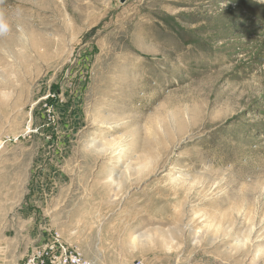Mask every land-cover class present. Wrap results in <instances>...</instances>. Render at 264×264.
Instances as JSON below:
<instances>
[{
  "label": "rangeland",
  "instance_id": "obj_1",
  "mask_svg": "<svg viewBox=\"0 0 264 264\" xmlns=\"http://www.w3.org/2000/svg\"><path fill=\"white\" fill-rule=\"evenodd\" d=\"M0 16V264H264V0Z\"/></svg>",
  "mask_w": 264,
  "mask_h": 264
},
{
  "label": "built area",
  "instance_id": "obj_2",
  "mask_svg": "<svg viewBox=\"0 0 264 264\" xmlns=\"http://www.w3.org/2000/svg\"><path fill=\"white\" fill-rule=\"evenodd\" d=\"M24 264H93L77 249L68 247L60 234H55L34 248ZM142 264V263H137Z\"/></svg>",
  "mask_w": 264,
  "mask_h": 264
},
{
  "label": "clouds",
  "instance_id": "obj_3",
  "mask_svg": "<svg viewBox=\"0 0 264 264\" xmlns=\"http://www.w3.org/2000/svg\"><path fill=\"white\" fill-rule=\"evenodd\" d=\"M8 30V25L3 21L2 16H0V32Z\"/></svg>",
  "mask_w": 264,
  "mask_h": 264
},
{
  "label": "crops",
  "instance_id": "obj_4",
  "mask_svg": "<svg viewBox=\"0 0 264 264\" xmlns=\"http://www.w3.org/2000/svg\"><path fill=\"white\" fill-rule=\"evenodd\" d=\"M36 217V216H35ZM31 220H33V219H31ZM21 221V220H20ZM35 222H37L38 220L35 218V220H34Z\"/></svg>",
  "mask_w": 264,
  "mask_h": 264
}]
</instances>
